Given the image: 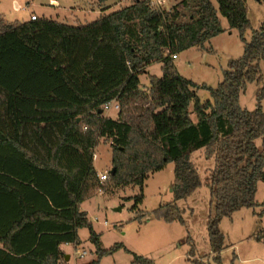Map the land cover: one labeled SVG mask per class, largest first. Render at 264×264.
<instances>
[{
	"label": "trees",
	"instance_id": "trees-1",
	"mask_svg": "<svg viewBox=\"0 0 264 264\" xmlns=\"http://www.w3.org/2000/svg\"><path fill=\"white\" fill-rule=\"evenodd\" d=\"M220 15L239 31L244 52L228 61L222 81L211 87L184 77L173 55L225 32ZM155 62L162 75L150 74L145 87L140 75ZM254 81L262 86L257 107L249 110L240 95ZM201 88L211 98L202 101ZM263 98L264 21L253 27L247 0H180L170 9L134 0L77 25L0 17V264H68L61 244L79 245L83 227L97 253L87 264H101L120 249L130 252L123 242L105 248L81 204L110 181L140 186L137 209L149 174L169 163L174 199L152 214L185 224L178 201L203 183L192 156L201 148L215 157L206 181L213 210L207 228L214 260L223 264L221 221L255 207L264 180V148L256 143L264 138ZM113 100L120 104L117 116L100 113ZM101 139L112 146L105 182L94 165ZM254 238L264 244V227ZM132 264L155 262L133 253Z\"/></svg>",
	"mask_w": 264,
	"mask_h": 264
},
{
	"label": "rangeland",
	"instance_id": "rangeland-1",
	"mask_svg": "<svg viewBox=\"0 0 264 264\" xmlns=\"http://www.w3.org/2000/svg\"><path fill=\"white\" fill-rule=\"evenodd\" d=\"M161 1L162 8L170 9L180 0ZM132 2L134 0H108L103 3L98 0H0V17L8 23H14L30 20L31 15L36 14L39 17L77 25L96 20L99 16ZM247 6L253 27L258 28L264 21V4L257 0H247ZM220 17L225 32L211 38L205 46L191 47L174 58L184 77L211 87H217L222 81L228 61L240 57L244 52V42L239 31L231 29L226 18L222 15ZM251 36L252 31L248 30L246 37L250 39ZM150 74L162 75L161 63L149 65L147 71L140 75L143 86L149 84ZM261 86L262 84L256 81L247 83L240 95L242 107L249 110L257 107V94ZM198 95L202 101L211 98L208 89L201 88ZM261 104L264 110V98ZM118 112L119 110H111L104 113L115 117ZM192 117L195 119L194 113ZM158 127L161 131L165 129L161 122ZM256 143L264 148V138H258ZM111 155V142L101 139L96 147V168L108 171ZM192 156L203 183L189 197L178 201L185 224L178 220L166 222L152 214L161 204L174 199L173 163L149 174L143 187V202L137 209L133 208L134 197L140 193V186H115L110 181L104 183V191L98 192L83 203L82 207L88 211V217L94 230L100 234L103 246L109 248L116 242H123L130 251L120 249L106 255L101 264H132L133 253L153 259L155 264H194L193 258L203 264H218L211 251L207 228L208 218L213 210L210 188L206 181L215 167V157H208L205 148L195 150ZM257 186L255 207H242L221 221L220 227L225 235V247L221 253L223 264H264V244L254 238L264 227V214H260L264 202V180L258 181ZM79 236L81 243L76 248L66 247L72 253L68 264H87L97 259L95 246L90 240V229L80 228ZM193 244L194 257L190 252ZM77 248L87 251V254L81 256Z\"/></svg>",
	"mask_w": 264,
	"mask_h": 264
},
{
	"label": "built area",
	"instance_id": "built-area-1",
	"mask_svg": "<svg viewBox=\"0 0 264 264\" xmlns=\"http://www.w3.org/2000/svg\"><path fill=\"white\" fill-rule=\"evenodd\" d=\"M151 5L154 6V7H157V8H162L161 7L162 1L161 0H151ZM38 17H39L38 15L32 14L30 19L35 20ZM173 57L176 58L177 55H173ZM102 109H103L104 112L111 111V110H119L120 109V104L116 100L109 101V102H106L105 104H103ZM108 176H109V171H106V172L100 174L99 175L100 181L101 182H105L106 180H108ZM101 192H102V190H101ZM105 223H107V222L105 221ZM77 252L81 256H84L85 254H87V251H85V250L81 251L79 248H77Z\"/></svg>",
	"mask_w": 264,
	"mask_h": 264
},
{
	"label": "crops",
	"instance_id": "crops-1",
	"mask_svg": "<svg viewBox=\"0 0 264 264\" xmlns=\"http://www.w3.org/2000/svg\"><path fill=\"white\" fill-rule=\"evenodd\" d=\"M248 12H249V9H248ZM223 23V22H222ZM149 84H145V87H147ZM110 116V115H109ZM98 146V145H97ZM95 157H96V148H95ZM95 157H94V162H95ZM95 165V164H94ZM111 166H112V155H111V165L110 166H108V168L110 169L111 168ZM95 168H96V166H95ZM108 169V171H110ZM96 170L98 171V173H99V175L100 174H102V173H104V172H106L107 170L105 169L104 171H100V170H98L97 168H96ZM86 201V200H85ZM84 201V202H85ZM83 202V203H84ZM83 203L81 204V209L82 210H85V209H83ZM85 211H87V210H85ZM88 212V211H87ZM67 246H73L74 248H76V246H78V245H76V244H72V243H64V244H61V250H63L64 252H65V254H69V256H70V260H71V258H72V253L66 248ZM66 261H68V260H66ZM70 262V261H69ZM70 264V263H69Z\"/></svg>",
	"mask_w": 264,
	"mask_h": 264
},
{
	"label": "water",
	"instance_id": "water-1",
	"mask_svg": "<svg viewBox=\"0 0 264 264\" xmlns=\"http://www.w3.org/2000/svg\"><path fill=\"white\" fill-rule=\"evenodd\" d=\"M100 113H103V109H100ZM111 173H114V168L112 169ZM70 256L69 254L65 255V260H69Z\"/></svg>",
	"mask_w": 264,
	"mask_h": 264
}]
</instances>
